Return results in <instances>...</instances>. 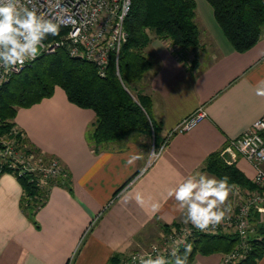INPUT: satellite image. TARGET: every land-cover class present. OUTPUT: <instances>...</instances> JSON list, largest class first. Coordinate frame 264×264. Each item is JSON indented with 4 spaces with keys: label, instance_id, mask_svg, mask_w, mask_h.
<instances>
[{
    "label": "crops",
    "instance_id": "0c3cea01",
    "mask_svg": "<svg viewBox=\"0 0 264 264\" xmlns=\"http://www.w3.org/2000/svg\"><path fill=\"white\" fill-rule=\"evenodd\" d=\"M196 2L205 52L188 57L170 40L153 36L147 48L152 67L139 88L153 100L152 116L163 138L199 107L207 116L170 137L150 165V137L141 132L95 152L86 138L95 112L69 101L60 86L51 97L19 108L16 126L70 171L72 191L53 187L37 213L36 227L21 209L17 177L0 176V264H108L115 255L125 258L158 241L162 225L184 224L177 201L168 196L171 189L196 172L219 180L204 169L207 158L221 152L228 160L225 147L264 115V96L256 95L264 81V32L253 48L237 52L205 1ZM233 163L253 181L256 170L250 161L238 156ZM229 187L226 206L232 209L247 189ZM136 193L144 197L142 206L122 199ZM225 256L196 253L191 264H224ZM258 264H264V256Z\"/></svg>",
    "mask_w": 264,
    "mask_h": 264
},
{
    "label": "trees",
    "instance_id": "16d2710c",
    "mask_svg": "<svg viewBox=\"0 0 264 264\" xmlns=\"http://www.w3.org/2000/svg\"><path fill=\"white\" fill-rule=\"evenodd\" d=\"M207 1L222 32L237 52H246L259 42L264 32V0ZM196 18V0H132L125 19L128 38L120 51L118 69L113 57L102 76L94 63L82 57H72L66 47L53 54L39 56L21 73L13 76L0 91V130H10L16 125L19 108L31 107L51 97L55 88L60 86L69 101L95 112V122L86 133L87 141L95 152L133 132L153 137L155 147H158L167 136L162 137V127L152 116L151 96L139 88L152 67L147 48L156 36L170 40L179 52L195 50L200 45ZM62 34L63 31L58 29L55 35H49L45 40H58ZM23 142L36 154L44 155L45 159L52 158L43 154L28 138ZM63 169L64 173L47 177L45 186L40 185L41 176L35 172L14 173L23 189L21 209L36 227H39L37 213L47 204L51 189L63 186L72 191L71 173L64 166ZM204 169L219 179L227 178L231 186L239 185L250 190L256 188L253 181L234 163H228L221 152L211 154ZM137 175L131 176L114 197ZM252 223V234L246 241L236 234L199 235L191 243L187 264L193 262L196 253L222 252L228 255L235 250L242 256L228 264H258L264 256V221L258 213H253ZM162 226L164 229L169 227ZM185 254L184 249L179 255ZM124 259L115 255L108 264H123Z\"/></svg>",
    "mask_w": 264,
    "mask_h": 264
},
{
    "label": "built area",
    "instance_id": "2783aa9c",
    "mask_svg": "<svg viewBox=\"0 0 264 264\" xmlns=\"http://www.w3.org/2000/svg\"><path fill=\"white\" fill-rule=\"evenodd\" d=\"M21 4L38 15L53 20L63 34L58 40H45L37 58L43 54H53L61 47H66L72 57H82L94 63L100 75H105L107 66L113 57L118 69L119 55L122 46L127 41L125 19L130 11L132 0H21ZM36 58V59H37ZM36 59L26 61L19 70L6 71L0 68V91L12 79L21 73L27 65ZM207 116L204 107H199L194 113L183 119L167 139L157 149L151 150L149 165L160 155L167 141L175 133L193 129ZM25 133L14 125L10 130H0V176L4 173L35 172L40 177V185H46L47 177H56L64 173L59 159H45L44 155L33 152L23 140ZM224 153L228 155V163H233L238 156L250 161L256 170L253 178L255 189H247L246 198L241 199L219 226L206 232L195 229L190 223L171 225L164 229L158 241L153 242L148 249L131 252L123 260V264H140V257L157 255L152 251L155 244L159 254L171 259V252L180 254L184 249V241L191 244L202 234H236L246 241L252 232V215H264V115L257 119L241 136L229 142ZM191 231V235H187ZM245 245V243H244ZM247 246V245H246ZM242 253L233 251L225 256L224 264L234 262ZM136 258V259H134Z\"/></svg>",
    "mask_w": 264,
    "mask_h": 264
},
{
    "label": "clouds",
    "instance_id": "9594fccd",
    "mask_svg": "<svg viewBox=\"0 0 264 264\" xmlns=\"http://www.w3.org/2000/svg\"><path fill=\"white\" fill-rule=\"evenodd\" d=\"M58 25L51 19L38 15L21 4V0H0V68L6 71L19 70L26 61L37 58L45 39L55 35ZM257 88L256 95L264 96V81ZM231 193L227 178L216 179L202 172L186 177L177 187L171 189L169 197H174L178 210L183 214L185 224L206 232L219 226L228 218L231 208L226 201ZM125 203L134 199L138 205L144 204V197L136 193L134 197L125 194ZM155 207V205H153ZM187 235H191L188 231ZM185 245V255L180 256L176 250L171 252L172 260L160 255L155 244L152 251L157 255L140 257V264H187V253L191 244ZM136 259V258H134Z\"/></svg>",
    "mask_w": 264,
    "mask_h": 264
},
{
    "label": "rangeland",
    "instance_id": "374dc122",
    "mask_svg": "<svg viewBox=\"0 0 264 264\" xmlns=\"http://www.w3.org/2000/svg\"><path fill=\"white\" fill-rule=\"evenodd\" d=\"M205 1V3L207 4V6H208V8H209V10H210V12H211V14H213L214 15V13H213V8H212V6L209 4V2L207 1V0H204ZM197 21H199L198 19H197ZM216 21V20H215ZM199 23V22H198ZM216 23V22H215ZM205 42H203L202 40H200V45L195 49V50H182V51H187V53H185V55L187 56L188 55V57H189V55L191 56V57H194L195 55V57H199V56H201V54L202 53H204L205 52V50H203L204 49V47H205ZM190 52V53H189ZM207 52H209V50H208V48H207ZM150 139V141H151V144H150V147H152L153 148V146L155 145V142H154V139H153V137H150L149 138ZM160 147V145L158 146V147H156L157 149ZM244 193H246V192H244ZM243 198L245 199L246 198V196L245 195H243ZM262 220L264 221V215L262 216ZM156 242V241H155ZM153 243V242H152ZM151 242H150V244L149 245H147V246H145V247H143V248H141V249H148V247H150V245L152 244ZM141 249H139V250H141ZM136 251V250H135Z\"/></svg>",
    "mask_w": 264,
    "mask_h": 264
}]
</instances>
